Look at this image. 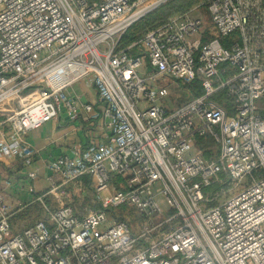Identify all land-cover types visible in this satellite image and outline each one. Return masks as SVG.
Instances as JSON below:
<instances>
[{
    "label": "built area",
    "instance_id": "1",
    "mask_svg": "<svg viewBox=\"0 0 264 264\" xmlns=\"http://www.w3.org/2000/svg\"><path fill=\"white\" fill-rule=\"evenodd\" d=\"M167 1L0 0V126L18 137L63 111L88 127L48 163L43 216L13 232L22 205L0 193V264H264L263 0H201L120 46ZM83 78L95 101L69 91ZM173 80L201 92L174 106Z\"/></svg>",
    "mask_w": 264,
    "mask_h": 264
},
{
    "label": "crops",
    "instance_id": "2",
    "mask_svg": "<svg viewBox=\"0 0 264 264\" xmlns=\"http://www.w3.org/2000/svg\"><path fill=\"white\" fill-rule=\"evenodd\" d=\"M203 15L205 13L202 14V18L206 23L207 33L209 36L213 35L215 31L208 14L205 18ZM69 91L78 95L83 101H95L97 98L96 91L89 80L84 88V94L74 91L73 86ZM5 138L14 144H26L36 151L28 165L20 157L5 155L0 151V193L5 195L6 200L14 209L22 205L10 219L13 231L17 232L40 217L31 208L36 203V197L49 186L48 163L65 152L68 143L72 141L85 143L88 138V127L80 120L70 121L62 111L58 118L44 123L33 131L20 134L18 137L11 136L7 127L0 126V144L5 141ZM30 170L36 172L34 179L27 177ZM46 197L49 201H53L51 196ZM32 216L35 217L28 222L27 219Z\"/></svg>",
    "mask_w": 264,
    "mask_h": 264
},
{
    "label": "trees",
    "instance_id": "3",
    "mask_svg": "<svg viewBox=\"0 0 264 264\" xmlns=\"http://www.w3.org/2000/svg\"><path fill=\"white\" fill-rule=\"evenodd\" d=\"M196 0H170L169 4L167 6L161 5L156 10L145 16L141 21L134 24L132 27H130L122 36L120 39V46L123 47L127 45L128 43L139 39L143 33L147 30V28H154L157 25L161 24L165 21V19L171 15L172 12H170L171 9H176L177 12H183L189 9ZM264 3V0H263ZM170 9V10H169ZM211 36V35H210ZM209 37V35L207 36ZM177 88H180L182 91L177 92V101L178 103L184 102L185 100H188L192 97L197 96L201 91L199 87V83L197 80H193L190 83L185 84H178ZM179 89V90H180ZM185 91V93L183 92ZM187 94V97L185 95ZM185 96V97H184ZM218 100H221L222 97L219 95L216 97ZM224 100V98H223ZM226 105H229V101L226 100ZM264 114V111H263ZM201 143V142H200ZM209 146V142H202L200 144V147L203 148V154L204 156H208L209 152L206 150V148Z\"/></svg>",
    "mask_w": 264,
    "mask_h": 264
},
{
    "label": "rangeland",
    "instance_id": "4",
    "mask_svg": "<svg viewBox=\"0 0 264 264\" xmlns=\"http://www.w3.org/2000/svg\"><path fill=\"white\" fill-rule=\"evenodd\" d=\"M199 1L201 0H196L195 3L193 5H195L196 3H198ZM170 0L165 2L163 5L167 6L169 4ZM202 8V9H201ZM170 10V9H169ZM170 12H172L171 14L177 12L176 9H171ZM204 18L207 16L206 14H208L207 12V9L205 7H200L198 8L197 10H193L191 12V14L193 15H197V16H200L202 17V14H204ZM147 29H150V28H147ZM232 36V35H231ZM228 39H230V36L228 37ZM87 82H88V79L86 78H83L81 79L80 81L76 82L74 85H73V89L74 91H76L77 93H83L84 92V88L86 87L87 85ZM178 84H182V82L180 80H173V83L170 85V93H169V96H168V101L172 103V105L176 106V104L178 105V101L176 100L177 99V92L178 91H182L180 88H177V86L175 85H178ZM180 89V90H179ZM185 93V91H183ZM85 93V92H84ZM83 93V94H84ZM185 95V94H184ZM187 97V94L185 95ZM184 96V97H185ZM186 101V100H185ZM24 103V102H22ZM13 104V103H12ZM257 104L261 105V101H257ZM196 147L197 145L196 144H193L191 150L187 153L186 156H189L193 153H196ZM247 179L245 178L243 183H246ZM45 200L46 202H50L49 201V198L48 197H45ZM88 201H90V198H88L87 200H85L84 204L82 207L84 206H88ZM79 202V201H78ZM76 203V206H78V203L77 201L75 202ZM161 205L163 207V210L166 209V205L161 202ZM88 208V207H87ZM31 210H33L34 212L36 211V215L38 214L40 217L44 215V211L42 209V206L40 203L36 202L33 207L31 208ZM166 211V210H165ZM115 212L118 214V215H122L126 220H128L131 225L134 227V229H137L139 227V225L141 224L142 222V217L140 214H137L133 209L131 208H128L126 206H121V207H118L115 209ZM35 216H32V217H29L27 219V221H31V218L33 220ZM37 218V217H36ZM13 230V229H12ZM14 232V231H13Z\"/></svg>",
    "mask_w": 264,
    "mask_h": 264
}]
</instances>
